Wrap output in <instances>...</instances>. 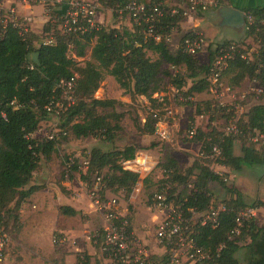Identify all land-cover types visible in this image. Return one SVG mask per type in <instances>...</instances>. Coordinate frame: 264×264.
<instances>
[{
  "label": "trees",
  "instance_id": "16d2710c",
  "mask_svg": "<svg viewBox=\"0 0 264 264\" xmlns=\"http://www.w3.org/2000/svg\"><path fill=\"white\" fill-rule=\"evenodd\" d=\"M99 2L102 7L114 11L118 5L124 4V0ZM244 11L252 13L259 21L264 5ZM179 22V18H165L162 33L168 34L173 28L177 29ZM245 35L250 37L253 33ZM46 37H53V42L46 44ZM230 44L232 42L223 41L216 46L210 45L207 49L208 62L201 64L197 57L188 55L182 49L172 53L164 41H154L144 34L143 27L135 25L132 29L99 26L83 34L62 35L49 21L41 35L30 33L22 37L12 25L4 27L0 22V222L8 223L10 220L13 227L19 228L22 204L41 189L32 186L34 174L43 159L52 158L58 143L56 140H40L34 135L42 121L52 115L46 107H55L61 100L62 90L58 87L61 80L78 76L76 103L58 115L60 128L67 133L65 136L70 132L77 139L95 138L113 144L123 130V115L116 109L121 102L96 98L107 76L114 78L131 101L145 97L156 110L158 100L153 96L164 91L162 74L170 78V85L182 92L185 99L194 98V95L209 90L210 66L215 55L221 46ZM149 54L157 59L153 60ZM165 64L184 68L185 73L170 74L164 71ZM225 75L233 86L251 80L264 90V47L250 62L239 57L230 61ZM188 80L191 81L189 87ZM193 101L187 100V105L200 112L202 103ZM158 121L156 114L151 113L144 125H138V129L143 135H154ZM241 128L247 135L264 133V104L249 109ZM244 139L247 137L226 136L216 128L210 132L196 130L190 140L200 143L202 149L200 158L190 169L183 171L173 156L158 164L163 177H167L161 180V185L170 184L169 199L183 204L184 209L207 211L212 202L215 203L210 189L212 183H219L229 196L219 202L225 204L226 210L220 214L218 227H203L197 236V244L214 255L217 264H264V226H259L256 218L244 224L239 236L230 238L237 225L238 211L259 209L264 207V203L247 205L243 195L230 187L227 179L206 163L214 162L235 172H241L244 167L264 165V151L247 144ZM237 141H242L240 155L235 154ZM214 146L218 147L219 155L212 153ZM138 150L134 145L109 151L93 148L85 158L88 169L81 175L88 190L93 188L95 177H101V199H105L108 192L123 191L125 199L129 200L141 178L139 173L126 169L124 164L134 161ZM201 153L204 155L201 156ZM75 161L69 174L80 167L79 160ZM181 187L183 189L180 190ZM60 211L63 215L77 214L69 207H61ZM128 220L131 229L133 219ZM100 232L103 233V230ZM55 236L60 237L56 233ZM240 251L243 252L242 261L236 256ZM83 257L78 256L76 264H91L89 255Z\"/></svg>",
  "mask_w": 264,
  "mask_h": 264
},
{
  "label": "rangeland",
  "instance_id": "374dc122",
  "mask_svg": "<svg viewBox=\"0 0 264 264\" xmlns=\"http://www.w3.org/2000/svg\"><path fill=\"white\" fill-rule=\"evenodd\" d=\"M253 0H248L251 4ZM250 8V7H249ZM97 22L102 23L103 26L111 28L118 25L119 27H132L127 17L120 18L112 9L106 7H98ZM205 14V13H204ZM192 23V22H191ZM221 21L209 20L201 21L199 24L200 30L203 29V34L207 38L209 45L216 46L222 44L223 38L216 35L215 38H210L207 35L206 28L210 27L218 34L222 33ZM193 26V24H191ZM188 28H181L175 31L172 35V43L170 44V51L176 53V45L181 41V37L186 33ZM202 31V30H201ZM41 35V31L37 32ZM256 37H246L245 33L242 38H239L238 44L235 40L230 43H236L252 57L259 49V44ZM229 41V40H227ZM73 55V54H72ZM149 56L156 60L155 55ZM201 64H207L208 52L201 55L199 58ZM164 71L170 74L185 73L184 68H173L165 64ZM226 72V71H225ZM164 91L155 94L154 99L158 100V108L152 109V104L145 97H137L131 101L129 95L124 90L120 89L113 77L107 76L100 89L96 93V97L102 100L115 99L121 102V105L116 107L117 112L123 115L122 126L123 130L118 133L116 141L111 144L103 140L95 138L77 139L70 132L65 138L60 135L57 139V151L53 154L50 166V184L53 187H62V182L68 180L75 181L76 184L82 185V193L84 198L88 201L89 210L95 211L92 205L86 182L82 180L85 169L80 167L73 174L66 175V165L68 160L77 159L83 162L89 155L93 148H101L104 151H109L114 148L123 149L126 146L134 145L138 147V156L134 160L133 166L141 172V179L149 176V183L144 184V188L139 192H135L136 199L131 202H124L119 195H110L106 193L105 199L108 200L116 198L119 200V212L123 215L122 207L127 209L129 213L123 215L127 216L131 221L132 229L139 233L152 237L156 231V226L153 221L154 211H150L153 195L161 186L163 176L162 170L158 164L165 160L168 156L175 157L183 171L190 169L195 161L200 158L202 145L200 143L191 142L187 136L191 129L210 132L212 128H216L219 132L224 133L227 125L233 121L240 122L239 126L246 120V115L251 107L258 104H264V90L259 91V85L251 80H245L240 86H233L228 76H223L224 95L221 98L224 106H218L216 96L210 91L205 95L202 103L201 111H197L191 106L187 105V100L182 92H178L170 85V78L162 74L161 76ZM190 80H188V86ZM195 101V100H194ZM193 101V102H194ZM207 103L208 105H205ZM156 114L158 120L165 123L169 128V138L162 140L158 134L143 135L138 125H144L145 120L149 114ZM59 118L51 115L47 120L42 121L40 128L34 135L37 139H46L55 127L60 128ZM65 130V129H64ZM243 141V140H242ZM237 141L235 146V154L240 155L241 143ZM247 144H251L248 139H244ZM213 159V157H212ZM43 163H46L43 160ZM210 168L219 173L224 179H227V184L235 188L243 195L244 201L247 205H253L256 202L264 203V165L254 167H244L241 172H235L226 167L216 165L214 162H206ZM41 171V166L38 173ZM146 175V176H145ZM143 176V177H142ZM34 182V181H33ZM32 182V183H33ZM85 182V183H84ZM183 189L182 187L180 190ZM212 191V199L215 203H219L229 196L219 183H212L210 186ZM35 208V209H34ZM30 207L34 216L24 219L19 228L13 227L10 220L8 223L4 222L2 225L9 232L11 241L5 252V258L0 261V264H68L73 259H77L80 255L82 259L84 255H88V250L76 252L75 249H67L53 243V237H49L47 225L45 221H40V212L36 207ZM256 220L259 226H264V207L256 209ZM49 214H56V208H50ZM50 216V215H49ZM63 221L61 225L73 231L72 234H77V245L84 247L85 243H89L92 247L97 249L96 254L92 256V264H112L101 250L103 240L102 229L105 221L103 214L94 212V219L86 222L89 217L85 216H62ZM6 219V218H5ZM22 225V228H21ZM21 228V230H20ZM60 234V229L55 231ZM77 241V240H76ZM76 245V246H77ZM74 246V247H76ZM71 250V251H70ZM70 256V257H69ZM73 258H72V257ZM240 261L243 260V252H238L236 255ZM68 257V258H67ZM82 264V263H81Z\"/></svg>",
  "mask_w": 264,
  "mask_h": 264
},
{
  "label": "built area",
  "instance_id": "2783aa9c",
  "mask_svg": "<svg viewBox=\"0 0 264 264\" xmlns=\"http://www.w3.org/2000/svg\"><path fill=\"white\" fill-rule=\"evenodd\" d=\"M19 3L31 6L43 7L45 14L50 17L53 27L58 28L62 35L70 33H86L97 29L101 24L97 22V10L100 7L99 0H0V22L6 27L12 25L17 29L22 37L30 34V27L26 19L19 18L13 4L6 7L7 3ZM123 5H118L115 13L122 19L127 17L129 21L139 27L144 28V34L156 42L164 41L169 46L172 43V35L176 28L168 34L162 33V23L165 18H179L180 22L191 21L193 26L184 33L182 40L176 45V52L182 49L190 56L200 57L209 48V43L203 32L199 28L201 14L207 13L212 9L224 6L223 0H124ZM4 13V16L2 14ZM126 15V16H125ZM246 24L245 33H253L259 44V49L264 47V12L261 19L245 12ZM249 37V38H250ZM53 37H46L45 43L51 44ZM259 49L250 54L236 43L221 46L215 55L210 66L209 90L217 100L218 106H224L222 97L224 95L223 76L228 68L229 62L239 57L250 62L254 55L258 54ZM77 75L70 79L61 80L59 88L62 90L61 100L55 107L47 106L48 112L58 117L67 107L76 103ZM178 91V90H177ZM259 91H263L261 88ZM179 92V91H178ZM100 99V97H96ZM186 100H193L189 97ZM14 104V103H12ZM169 127L162 121L156 125V134L162 140L169 138ZM67 133L61 128L55 127L46 139L55 141L60 135ZM196 134L195 129L188 131V137L193 138ZM226 136L247 137L251 144L257 149L264 151V133L245 134L237 121L227 125L224 132ZM33 137V135L31 136ZM214 155H219L218 147L212 149ZM204 154L201 153V156ZM134 161L124 164L125 168L141 174L133 166ZM76 164L75 159H70L66 165L67 175L71 168ZM81 169H88V162L84 160L79 163ZM141 178V175H140ZM162 179H167L162 176ZM192 187V186H190ZM103 189L101 177H95L93 188L89 192L92 205L95 211L103 214L105 221L103 227V240L101 244L102 253L109 258L112 264H217L216 258L210 252L205 251L197 244L199 230L210 226L216 228L219 225L220 214L226 210L223 203H213L207 211L199 212L194 208L184 209L183 204H176L169 199L170 184L165 183L159 186L154 193L150 210L154 211L153 219L156 226L154 240L156 246L160 248L162 254L153 255L150 253L149 245L145 244L129 228V220L119 212V200L101 199L100 193ZM256 209L246 208L237 213V225L231 232L230 238L239 236L244 228V224L251 221L256 216ZM0 222V261L5 258V252L10 244L11 237L9 232ZM61 238L54 237L53 243L62 244Z\"/></svg>",
  "mask_w": 264,
  "mask_h": 264
},
{
  "label": "crops",
  "instance_id": "0c3cea01",
  "mask_svg": "<svg viewBox=\"0 0 264 264\" xmlns=\"http://www.w3.org/2000/svg\"><path fill=\"white\" fill-rule=\"evenodd\" d=\"M223 1H224V6L233 7V8L239 9V10H243V11L249 7H258V6L264 5V0H253V2L251 4L247 3L248 0H223ZM12 4L17 11L18 17L22 18V19H26L28 21V25L30 27V33H37L39 31L42 32L44 29V26L50 21V17L45 14V11H44L43 7H41V6L29 7L25 4L10 2V3L6 4V7L9 8V7H11ZM100 7H102V6L100 5ZM221 7H223V6H221ZM221 7H218L216 9H212L211 11L205 13V16L204 17L202 16V18H200V20L205 22V21H209V20L220 19V21H222L223 17L219 13V10ZM97 15H98V12H97ZM2 16H4V13L2 14ZM100 24H101V26H103L102 23H100ZM191 24H192L191 21H183L179 24V27H177V29L175 31L179 30L180 27L189 29L192 26ZM112 27L117 28V29L121 28L118 25L112 26ZM132 27H133V24H132ZM132 27L129 29H132ZM123 28H125V27H123ZM126 28H128V27H126ZM206 29H207L206 30L207 35H209L210 38H215L216 35H219L221 38H223V41H227V40L237 41V40H239V38H242V36H244V33H245V32H243V33L235 34L232 30H230L229 28H226V27H221V29H222L221 34L220 33L218 34L215 30L211 29L210 27H208ZM201 30H202V32H205V31H203V29H201ZM183 35H182V37H183ZM182 37H181V40H182ZM207 52L208 51H206V53ZM197 58H199V57H197ZM190 85H191V81H190ZM184 90H186V89H184ZM207 92L194 95L193 100L198 101V102L201 100H204L205 95H207ZM43 160H45V159H43ZM43 160L41 162V171L38 173V170H39L38 169L37 172H35L34 178H33L34 182L32 183V186H38L41 189L36 191L35 193H33L22 204V207L20 210V220L22 222L24 219H28V218H30V216H34L30 207H31V205L33 208L36 207V209H38L40 212H42V214H40L39 220L45 221L46 223H48L47 230L49 233V237L55 236V233H56L55 231L60 229V234H59L60 237L59 238L63 239V241H64L62 244H60V246L64 247V248L66 247L67 249H64L65 251H67L69 249H75L76 252L88 250V255L91 257V260H92V256L94 254H96L97 249L95 247H92V245H90L89 243H85L84 247L82 249H81V246L79 245V243L77 245V242H78L77 234L76 233L72 234L73 231L69 230L67 227L60 224L61 221H63L62 216L69 217V215H63L61 213L60 209H61V207H69L77 213L75 215V217L76 216L81 217L82 215L85 216V218L89 217L88 219L85 220L86 222H88V221L92 222V219H94V212L95 211L89 210V207L87 205L88 201L86 200V198H84V194L82 193L83 192L82 191V189H83L82 185L76 184L75 181L70 182V181L66 180V181L62 182V187H56V188L53 187V185L49 183L50 182L49 181L50 180V173H51L50 172V166H51L50 161L52 160V158L50 160H45L46 163H43ZM221 167H223V166H221ZM147 178H149V176L146 178L140 179L139 183L137 184V186H136V188H135V190H134V192L131 195L129 200L125 199V193L123 191H120L118 193L109 192V194L110 195H117V196L119 195L121 198H123L124 202H126V203L131 202L132 203V201L136 199V195L134 193L139 192V191H141V189L144 188V184L147 183ZM148 183H149V181H148ZM54 207L56 208V214L55 215L49 214L48 210L50 208L53 209ZM122 211H123V215L129 213L128 208L125 209L122 207ZM34 217H37V216H34ZM153 221H154V219H153ZM21 228H22V225H21ZM21 228H20V230H21ZM134 232L145 244L149 245L150 253L153 255V257H156V255L162 254V251L160 250V248L158 246H156V243L154 240V235H152V237L149 238L146 235L139 233L138 231L136 232V230H134ZM74 246H76V247H74ZM76 262H77V259H75V260L73 259V261H71L68 264H76ZM91 264H92V262H91Z\"/></svg>",
  "mask_w": 264,
  "mask_h": 264
},
{
  "label": "water",
  "instance_id": "95a60500",
  "mask_svg": "<svg viewBox=\"0 0 264 264\" xmlns=\"http://www.w3.org/2000/svg\"><path fill=\"white\" fill-rule=\"evenodd\" d=\"M219 13L222 15L223 20L220 26L231 28L239 33H243L246 24L245 12L233 7L223 6L220 8Z\"/></svg>",
  "mask_w": 264,
  "mask_h": 264
},
{
  "label": "flooded vegetation",
  "instance_id": "af4514ba",
  "mask_svg": "<svg viewBox=\"0 0 264 264\" xmlns=\"http://www.w3.org/2000/svg\"><path fill=\"white\" fill-rule=\"evenodd\" d=\"M224 29V28H223ZM230 30H232L235 34H239V32L238 31H236V30H234V29H231V28H229Z\"/></svg>",
  "mask_w": 264,
  "mask_h": 264
}]
</instances>
